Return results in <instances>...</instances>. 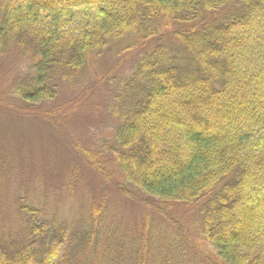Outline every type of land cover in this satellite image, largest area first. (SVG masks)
Instances as JSON below:
<instances>
[{
    "label": "trees",
    "instance_id": "obj_1",
    "mask_svg": "<svg viewBox=\"0 0 264 264\" xmlns=\"http://www.w3.org/2000/svg\"><path fill=\"white\" fill-rule=\"evenodd\" d=\"M0 12V59L15 49L32 56L11 88L15 112L35 114L114 58V69L126 68L96 71L94 85L114 82L105 108L115 126L95 155L76 151L128 200L158 204L166 217L196 208L191 222L210 264H264V0H2ZM248 101L257 108L249 119L239 109ZM224 118L223 131L207 133ZM105 198L80 234L89 248ZM27 211L26 239L0 244V264H71L66 229ZM136 253L129 263L146 264ZM115 254L108 264H121Z\"/></svg>",
    "mask_w": 264,
    "mask_h": 264
},
{
    "label": "rangeland",
    "instance_id": "obj_2",
    "mask_svg": "<svg viewBox=\"0 0 264 264\" xmlns=\"http://www.w3.org/2000/svg\"><path fill=\"white\" fill-rule=\"evenodd\" d=\"M31 57L15 49L0 59V244L26 239L25 225L30 218L27 208H33L40 211V221H55L66 229L71 264L81 261L98 264L102 257L108 264L114 252L121 264H130L136 251L146 264H210L206 259L210 246L201 242L195 232L196 225L191 222L197 214L196 208L178 206L166 217L157 210L158 204L144 205L132 197L133 200H128L108 187L89 167L84 153L77 152L83 149L95 155L103 141L99 140L111 135L115 126L105 108L115 89L114 82L109 85L102 81L95 86L94 73L97 71L98 78L108 65L111 74L126 67L123 65L118 71L114 69V58H104L105 61L86 70L87 79H73L70 85L61 87L56 100L32 108L33 115H23L15 112L22 107L14 103L10 92L12 86L31 71ZM209 101V96L200 97L203 107L209 105ZM239 109L243 111L240 115L249 119L257 108L248 101L239 105ZM228 124L229 119L224 118L206 131L221 132ZM177 158L172 160L174 170L177 167L173 166L179 164ZM97 159L100 158L96 156L94 160ZM109 169L112 171L113 167ZM116 173L114 170L113 174ZM255 187L253 185L252 189ZM262 192L260 188L255 195L260 203ZM100 198H105L108 205L103 220L95 221L96 233L90 236L89 248L84 241L80 243V234L87 225L93 224L90 212ZM242 202L247 204L246 200ZM111 247L113 250L107 253ZM97 248L99 252L103 250L99 257Z\"/></svg>",
    "mask_w": 264,
    "mask_h": 264
}]
</instances>
